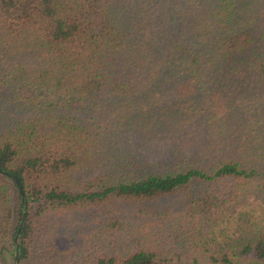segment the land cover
I'll list each match as a JSON object with an SVG mask.
<instances>
[{
  "label": "trees",
  "instance_id": "1",
  "mask_svg": "<svg viewBox=\"0 0 264 264\" xmlns=\"http://www.w3.org/2000/svg\"><path fill=\"white\" fill-rule=\"evenodd\" d=\"M248 197L264 0H0L9 264H264V207L222 225Z\"/></svg>",
  "mask_w": 264,
  "mask_h": 264
},
{
  "label": "rangeland",
  "instance_id": "2",
  "mask_svg": "<svg viewBox=\"0 0 264 264\" xmlns=\"http://www.w3.org/2000/svg\"><path fill=\"white\" fill-rule=\"evenodd\" d=\"M263 204L258 202L257 200L252 199L251 197H248L240 204H237L234 208V211L232 215H230L223 223L222 225H225V227L230 230L236 223V215L239 211H246L249 214H259L261 213V210L263 208ZM90 248V247H89ZM11 262L10 254H7L6 251L0 254V264H9Z\"/></svg>",
  "mask_w": 264,
  "mask_h": 264
},
{
  "label": "water",
  "instance_id": "3",
  "mask_svg": "<svg viewBox=\"0 0 264 264\" xmlns=\"http://www.w3.org/2000/svg\"><path fill=\"white\" fill-rule=\"evenodd\" d=\"M13 177H14V180H15V182H16V184H17V187H18L19 191L22 193V190H21V187H20V185H19V183H18V181H17V178H16L15 176H13ZM22 215H23V211H22V212L20 213V215H19L16 230H18V227H19V225H20V223H21ZM16 233H17V232H16ZM13 239H14V244H13V247H14V261H13V264H17V255H16V247H15L16 242H17V240H16V236H14Z\"/></svg>",
  "mask_w": 264,
  "mask_h": 264
}]
</instances>
